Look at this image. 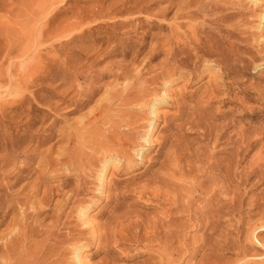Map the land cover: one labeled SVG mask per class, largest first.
I'll return each mask as SVG.
<instances>
[{
  "label": "rangeland",
  "instance_id": "1",
  "mask_svg": "<svg viewBox=\"0 0 264 264\" xmlns=\"http://www.w3.org/2000/svg\"><path fill=\"white\" fill-rule=\"evenodd\" d=\"M77 248L264 264V0H0V264Z\"/></svg>",
  "mask_w": 264,
  "mask_h": 264
},
{
  "label": "bare ground",
  "instance_id": "2",
  "mask_svg": "<svg viewBox=\"0 0 264 264\" xmlns=\"http://www.w3.org/2000/svg\"><path fill=\"white\" fill-rule=\"evenodd\" d=\"M155 105H156V104H155ZM152 106H153V105H152ZM155 109H156V108H155ZM155 109H154V107H150V108H149L150 113H151V114H155V112H156ZM149 110H148V112H149ZM148 133H149V132H148ZM147 137H149L148 134H147ZM146 140H147V139H146ZM137 153H138V152H137ZM114 158H115V157H114ZM114 158H113V159H114ZM115 159H116V158H115ZM111 160H112V159H111ZM111 160H110V161H111ZM106 161H107V160H106ZM116 161H117V160H116ZM116 161H115L114 163H116ZM103 164H104V162H103ZM105 164H106V163H105ZM107 164H108V163H107ZM107 164H106V165H107ZM216 164H217V163H216ZM106 165H103L104 168H106ZM212 165H213V164H212ZM227 165H228V164H227ZM236 165H237V164H236ZM113 166H114V165H113ZM224 166H225V165H224ZM228 166H229V165H228ZM228 166L226 167L227 169H225V171L227 170V171H226L227 173L230 171V170H229L230 167H228ZM233 167H234V165H233ZM220 168L222 169V167L215 166V165L212 166V167H209V169H210L209 174H211V172L213 173L212 175H214L215 173H217V174H215L214 176H211V177H210V175H209V176H206L207 179H208V181H209V183H212V184H213L214 182H212V181H216V180L219 181V180H221V178H220L221 175H220V176L218 175V174L220 173ZM231 168H232V167H231ZM207 169H208V168H207ZM222 170H223V169H222ZM225 171L222 173L223 175H224V173H226ZM227 173H226V174H227ZM229 173H230V172H229ZM229 173H228V174H229ZM231 173H232V172H231ZM226 174H225V175H226ZM226 176H228V175H226ZM226 176H225V178H222V179H225V180H226L227 178L230 177V174H229V176H228L227 178H226ZM99 177H100V180H99V181H100V183H101V182L103 181V179H104L105 176H104V174L102 173ZM222 177H223V176H222ZM230 178H231V177H230ZM185 180H186V179H185ZM204 180H205V178H204ZM225 180H223V182H224ZM226 181H227V180H226ZM226 181H225V182H226ZM215 183H216V182H215ZM215 183H214V184H215ZM220 183H222V182H220ZM212 184H211V185H212ZM211 185H210V187H211ZM216 185H217V184H216ZM216 185H215V187H218V188H219L220 185H219V184H218V186H216ZM224 185H225V183H224ZM224 185H223V186H224ZM185 186H186V185H185ZM208 186H209V185H208ZM213 186H214V185H213ZM213 186H212V188H213ZM221 186H222V185H221ZM195 187H197L196 190L199 191V192H204V191H206V185H205V184H202V185H201V183H200V184H198V185H195ZM210 187H209V188H210ZM186 188H187V186H186ZM207 188H208V187H207ZM223 188H224V187H222V190H223ZM210 189H211V188H210ZM220 189H221V187H220ZM214 191H215V190H214ZM217 191H219V190H217ZM210 192H211V190H210ZM212 192H213V191H212ZM213 193H214V192H213ZM209 198H210V197H209ZM210 201H211V200H210ZM187 204H188V203H187ZM213 204H214V203H213ZM190 205H191V204L189 203V206H190ZM186 208L188 209V206H187ZM189 209H190V208H189ZM182 211H183V210H182ZM188 211H189V210H188ZM186 213H187V211H186ZM79 217H80L83 221H86L87 216H86L85 211H80V213H79ZM252 236H253V235H252ZM73 260L75 261L76 264H86V263H85V259H84V257H83V254H82V251H81L80 248H77V249L74 251V253H73Z\"/></svg>",
  "mask_w": 264,
  "mask_h": 264
}]
</instances>
